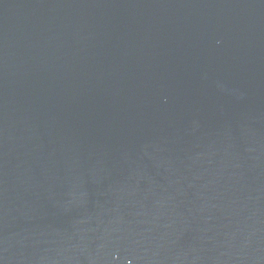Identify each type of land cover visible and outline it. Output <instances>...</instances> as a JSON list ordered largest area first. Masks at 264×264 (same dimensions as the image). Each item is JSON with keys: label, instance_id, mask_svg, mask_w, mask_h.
Returning <instances> with one entry per match:
<instances>
[{"label": "water", "instance_id": "water-1", "mask_svg": "<svg viewBox=\"0 0 264 264\" xmlns=\"http://www.w3.org/2000/svg\"><path fill=\"white\" fill-rule=\"evenodd\" d=\"M0 264H264V0H0Z\"/></svg>", "mask_w": 264, "mask_h": 264}]
</instances>
